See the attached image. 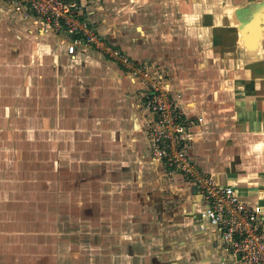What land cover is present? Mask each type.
Segmentation results:
<instances>
[{
  "label": "crops",
  "instance_id": "0c3cea01",
  "mask_svg": "<svg viewBox=\"0 0 264 264\" xmlns=\"http://www.w3.org/2000/svg\"><path fill=\"white\" fill-rule=\"evenodd\" d=\"M81 2L83 16L108 44L134 62L149 64L171 82L184 117L195 123L187 140L197 165L236 186L244 199L264 206V27L256 44L249 45L264 16V0ZM245 25L249 42L243 39L241 26ZM0 29L8 36L3 38L0 31V76L9 82L8 87L0 86L5 118L14 119L12 109L21 101L20 118L29 120L32 115L26 114V105L44 108L45 95L52 91L59 129L68 122L75 126L73 131L101 140L105 149L125 150L128 142L141 150V159L148 158L147 133L141 126L153 114L145 109L143 81L98 48L79 45L73 55L68 53L62 34L41 33L31 21L17 16L5 0H0ZM32 79L40 84L38 88ZM45 80L50 83L48 89L41 86ZM42 117L45 124L46 114ZM243 142H248L247 148ZM220 156L227 160L242 157V165L223 164ZM145 167L141 163L135 172H146ZM187 183L190 215L208 242L201 252L216 263L227 252L214 225L201 227L202 198Z\"/></svg>",
  "mask_w": 264,
  "mask_h": 264
},
{
  "label": "rangeland",
  "instance_id": "374dc122",
  "mask_svg": "<svg viewBox=\"0 0 264 264\" xmlns=\"http://www.w3.org/2000/svg\"><path fill=\"white\" fill-rule=\"evenodd\" d=\"M155 74L170 84L172 92L171 82ZM44 83L41 86L48 89L50 83ZM8 84L0 76V86ZM45 96L44 108L26 105V114L36 118L22 121L21 101L12 109L14 119L5 118L0 109V264L232 263L226 253L216 263L202 254L208 242L190 215L192 202L187 197V181L193 182L152 155L148 125L152 119L141 126L147 133L148 163L128 142L125 150L105 149L101 140L73 131L75 126L68 122L59 129L52 91ZM188 125L179 139L187 151L191 146L187 136L195 123ZM226 158L218 159L242 165V157ZM141 163L147 171L136 173Z\"/></svg>",
  "mask_w": 264,
  "mask_h": 264
},
{
  "label": "built area",
  "instance_id": "2783aa9c",
  "mask_svg": "<svg viewBox=\"0 0 264 264\" xmlns=\"http://www.w3.org/2000/svg\"><path fill=\"white\" fill-rule=\"evenodd\" d=\"M5 2L17 16L35 24L41 33L62 34L68 53L73 55L79 45L98 48L145 83V104L153 114L148 123L152 155L193 182L203 202L199 213L201 227L215 226L229 260L235 264H264V206L244 199L236 186L221 182L214 174L197 167L179 140L189 122L170 84L156 75L149 64L134 62L126 52L108 44L83 16L81 0Z\"/></svg>",
  "mask_w": 264,
  "mask_h": 264
},
{
  "label": "bare ground",
  "instance_id": "6f19581e",
  "mask_svg": "<svg viewBox=\"0 0 264 264\" xmlns=\"http://www.w3.org/2000/svg\"><path fill=\"white\" fill-rule=\"evenodd\" d=\"M263 27H264V16L261 18V21H260V24L258 25V27L255 28L256 32L254 34V41L253 42H249V38L246 35L247 26L246 25L242 26V33L244 34L243 39L245 40V42H249L250 46H254L256 44L257 40L260 39V37H261V30H262ZM252 32H254V31H252Z\"/></svg>",
  "mask_w": 264,
  "mask_h": 264
}]
</instances>
